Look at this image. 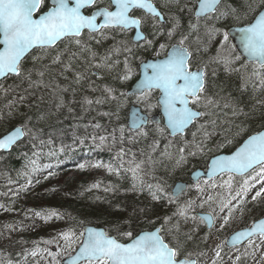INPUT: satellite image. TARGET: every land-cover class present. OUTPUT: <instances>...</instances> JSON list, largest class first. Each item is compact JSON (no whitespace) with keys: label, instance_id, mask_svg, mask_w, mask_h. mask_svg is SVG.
Wrapping results in <instances>:
<instances>
[{"label":"snow or ice","instance_id":"6c2138e0","mask_svg":"<svg viewBox=\"0 0 264 264\" xmlns=\"http://www.w3.org/2000/svg\"><path fill=\"white\" fill-rule=\"evenodd\" d=\"M173 9L181 15H176ZM182 16L188 18L187 31L181 25ZM194 34L195 48L190 41ZM118 36L124 38L117 39ZM109 39L114 43L103 54L98 52L97 48ZM213 47L215 52L210 54ZM214 65L222 66L225 72L237 73L243 89L251 86L253 91L264 92V0H246L242 9L225 0H0V97L13 96L5 105L9 109L7 115L18 113V106L33 107L28 101L44 90H50L57 110L67 107L70 113L73 111L70 105L74 103H80L86 112L95 106L114 103V112L99 114L120 120L121 110L128 107L127 122L120 125L119 137L115 129L105 136L89 137L95 148L106 144L119 146L113 160L81 163L78 168H103L118 178L130 174L132 184L128 191H147L152 202L175 205L170 215L155 218L150 207L133 208L123 221L128 230H121L118 225L114 229L116 235L110 234L112 229L82 223L79 229L69 228L43 241L56 244L55 252L37 245L17 253L22 259H8L6 264H28L29 258L36 264L40 259H46L47 264H198V259L192 258L193 253L187 251L194 233L183 232L182 224L191 220L196 230L200 223L212 228L219 217L213 215L216 209L194 213L195 207L203 208L214 200L211 194L180 203L185 189L195 187L199 194H204L206 189L227 191L228 199L222 198L218 205L219 213L223 214L220 229L230 223L235 212L243 216L247 196L256 185L261 186L251 201L264 198V131L248 135L230 155H208L212 149L206 142L214 133L207 131V126H214L215 121H200L209 115L201 109L216 105L207 95L209 77L217 74ZM58 77L65 83L61 84ZM109 77L120 88L110 83L97 85V80ZM85 85L86 90L99 91L101 96L83 95L80 101H75L77 89ZM68 93L73 100H65ZM39 98L43 101L42 94ZM258 103L264 105V101ZM242 111L234 110L233 115ZM44 119L45 114L37 115V120ZM32 120V116H27L23 123L4 134L0 149L18 146L24 138L39 139L42 130L34 132L29 127ZM94 128L101 125L96 123ZM191 128H196V132H192L193 139L189 141L185 134ZM198 133L202 137L199 141ZM150 134L152 143L148 152L140 151L141 159H137L131 148L124 147L146 140ZM242 134H246V129L240 127L236 136ZM162 140L167 143L160 155L174 158V168L183 167L189 158H206L205 169L194 173L195 185L177 184L169 192L162 180L148 182L150 170L146 166L154 163L151 154L160 148ZM85 142L78 140L80 145ZM32 147L36 148V144ZM170 148L175 152L169 151ZM59 151L65 152V147ZM39 155L33 153L36 159L30 160L31 168L24 173L27 183L19 191H26L32 184L33 174L53 167L38 165ZM48 155L57 156V153L50 151ZM53 175L49 171L44 179ZM201 178H204L203 186L199 183ZM101 186L102 181H98L90 188ZM119 187L105 185L104 190L118 191ZM34 215L46 222L63 218L54 209L35 211ZM138 223L148 227L133 226ZM5 227L15 230V225ZM240 242L253 249V256L264 247V218L216 245L215 257L222 258L225 247L229 244L235 247ZM202 255L199 253L197 257ZM217 259L212 264H217ZM240 261L241 256L237 255L236 264Z\"/></svg>","mask_w":264,"mask_h":264},{"label":"trees","instance_id":"16d2710c","mask_svg":"<svg viewBox=\"0 0 264 264\" xmlns=\"http://www.w3.org/2000/svg\"><path fill=\"white\" fill-rule=\"evenodd\" d=\"M225 2L242 9L246 0H225ZM177 13L181 15L179 12ZM184 18L188 23L187 16ZM181 25L184 29V24L181 23ZM184 31L186 30L184 29ZM123 38L117 37V39ZM110 42L114 43V41ZM107 43H109L108 40L98 47L97 51L103 54L105 49L110 47ZM192 47L195 48L196 45ZM214 52L215 48L213 47L210 54H214ZM136 63L138 64L139 61ZM213 67H216L217 74L214 77H209L207 95L216 101V105L210 106L208 109H201L208 111L209 115L200 121V123L215 121L214 126L212 124L207 126V131L214 133L206 142L207 147L212 149V152L208 154L209 156L232 152L248 135L264 128V105L258 103V101H264V92L253 91L251 86L248 89H243L240 76L237 73L225 72L222 66L214 65ZM58 79L61 84L65 83L62 78L58 77ZM96 83L97 85L110 83L113 87L120 88L119 83L112 81L110 77L105 80H97ZM41 94L43 101L39 98ZM83 95L99 97L101 93L86 90L85 85L77 89L75 101H80ZM11 99H13L12 95H9L7 99L0 97V136L14 126L23 123L27 116L33 117L29 127L33 128L34 132L37 130H42V132L37 140L32 141L24 138L22 143L14 146L9 152H0V205L4 206L0 208V261H4L6 264L8 259L20 260L22 257L18 256L17 253L24 249L31 250L37 245L40 248H49V245L43 241L52 239L58 233L69 228L79 229L82 223L112 229L110 234L116 235L114 229L118 225L121 230H128L123 221L128 218L133 208L150 207L152 218L170 215L175 211V205H169L166 201L152 202L147 191L144 193L128 191L127 189L132 184L130 174H125V178H118L115 175H110L103 168L85 167L83 170L78 168L81 163L89 164L113 160L119 146L106 144L101 148H95L89 137L92 135L105 136L113 132L114 129L116 130L115 134L119 137L118 130L121 124L126 123L125 117L128 107L121 110L120 120H117L115 116L108 117L99 114L114 112L116 107L114 103L95 106L87 112L84 111L80 103H74L70 105L73 108L70 113L67 107L57 110L54 107L55 101L50 95V90H44L28 101V104L34 105L33 107L18 106V113L9 117L7 115L9 109L5 105ZM65 100H73L72 94H65ZM240 109L243 111L239 115H233L234 110L239 112ZM39 113L45 114L44 120H37ZM96 123H99L101 128H94ZM240 127L246 129V134L236 136ZM192 132H196V128H191L185 134V138L189 141L193 139ZM79 139H85V144L80 145ZM152 139L150 134L146 140L142 139L135 145L125 144L124 147L131 148L132 152L137 153V159H141L140 151L148 152V145L152 143ZM196 139L198 141L202 139L199 133ZM41 140L44 141L42 145ZM228 141H232V143H228ZM33 143L36 144V148L32 147ZM166 143L165 140L161 141L160 148L151 154L154 163L146 167L150 170L148 182L155 183L157 180H162L167 186V191L171 192L175 182L178 180L187 181L191 171L206 167V158L199 156L189 158L186 165L181 168H174V158L168 159L160 155ZM62 146L65 147V152L60 153L59 149ZM50 151L57 153V156L50 157L48 155ZM169 151L174 153L175 149L170 148ZM34 152L40 154L37 160L38 165L51 164L53 167L51 169L42 168L40 172L33 174L32 184L28 186L26 191H19L21 186L27 183L24 173L31 168L30 160L36 159L33 156ZM49 171H53L55 175L44 179L45 176H48ZM153 177L156 179L154 180ZM37 180L40 182L36 183ZM98 181H102V186L98 189H91L90 186ZM202 182L204 180L199 183ZM105 185H119L120 187L118 191L106 192L104 190ZM201 186L203 185L201 184ZM14 193L17 194L14 195ZM207 194H211L214 200L206 203L203 208L195 207V214L198 211L208 212L216 205L218 210V205L227 191L224 189H206L204 194H199L195 187H191L190 190L188 189L185 194L180 196V203ZM252 195L254 194L250 192L247 196L248 203L243 216L239 211L235 212L233 219L224 229L219 228L221 216L218 213L215 215L219 218L211 229L200 223L198 230H196V224L191 220L187 224H182L183 232L194 233L192 241L187 245V251L197 257V254L209 248L212 239L225 240L234 230L247 227L253 221L264 216V198L253 202L251 201ZM197 203L199 204L200 201L198 200ZM42 209L57 210L63 218L46 222L34 215L35 211ZM197 223L199 222L197 221ZM6 225H15V230L5 227ZM133 226L137 228L148 227L145 223H138ZM245 252H248L249 255L245 256ZM252 252L250 248L245 247V244L233 249L225 247L221 254L222 258L217 259V264L229 261L233 257H235L234 264H236L237 255L241 256L239 264H250L257 259L256 252L254 256L251 254ZM197 258L200 263L203 262L202 256ZM34 263L35 261L29 258L28 264Z\"/></svg>","mask_w":264,"mask_h":264},{"label":"rangeland","instance_id":"374dc122","mask_svg":"<svg viewBox=\"0 0 264 264\" xmlns=\"http://www.w3.org/2000/svg\"><path fill=\"white\" fill-rule=\"evenodd\" d=\"M109 43H111V44H109ZM109 43H107L109 46H111L113 44L110 41H109ZM260 186L261 185H256V188H254L252 190L251 194L252 193L255 194V191H257ZM223 198H224V200H227L228 199V193L225 195V197L223 196ZM212 209H216V212H214L213 215H215V213H218L221 216V218H222L223 214L219 213V209L217 210V205L214 206ZM221 218H219V221H221ZM56 236H54V237H56ZM220 243H222V240H220V239H212L209 248L206 251L201 252V253H204V255H202V260H203L202 264H212V260L216 259V257H215L216 245H218ZM257 243H259L258 239H257ZM60 245L61 246L63 245V241L62 240L60 241ZM49 248H51V250L53 252H55L57 250V245L56 244H51V245H49ZM250 250L253 251V249H251V248H250ZM255 252L257 254V259L254 262L250 263V264H264V247H262L260 250H257ZM208 254H210L209 257H208ZM234 258L235 257H233L230 261L221 262L219 264H234ZM34 264H36V262ZM38 264H47V260L46 259H40Z\"/></svg>","mask_w":264,"mask_h":264},{"label":"water","instance_id":"95a60500","mask_svg":"<svg viewBox=\"0 0 264 264\" xmlns=\"http://www.w3.org/2000/svg\"><path fill=\"white\" fill-rule=\"evenodd\" d=\"M128 112H129V110H128ZM128 115V114H127ZM156 118L157 119H159V115L157 114L156 115ZM12 130V129H11ZM261 131H264V129H262ZM256 134V133H255ZM4 135V134H3ZM3 135L2 136H0V138H2L3 137ZM11 149H9V150H3V149H0V152H9ZM235 151V150H234ZM231 153H229V154H218V155H230ZM197 171H202L201 169H198V170H195L192 174H191V176H190V179H191V181L192 182H196L197 180H196V178H195V176H194V173L195 172H197ZM181 183H183V184H185V185H188V183L187 182H182V181H178V182H176L175 184H174V186H173V188L177 185V184H181ZM173 188H172V191H173ZM187 189V188H186ZM185 189V190H186ZM199 214H202V213H199ZM264 218V217H263ZM90 227H95V226H90ZM97 228H99V227H97ZM103 229V228H102ZM230 238V237H229ZM229 240V239H228ZM243 242H240V243H238L237 245H240V244H242ZM236 245V246H237ZM228 246H231V244H229Z\"/></svg>","mask_w":264,"mask_h":264},{"label":"flooded vegetation","instance_id":"af4514ba","mask_svg":"<svg viewBox=\"0 0 264 264\" xmlns=\"http://www.w3.org/2000/svg\"><path fill=\"white\" fill-rule=\"evenodd\" d=\"M173 11L175 12V9H173ZM175 14L178 15L177 12H175ZM184 17H185V16H184ZM184 17H182V19H181V23L184 24V29L187 31V21H186V19H185ZM109 41H113V40L109 39ZM190 41H191L192 46H193V45H196V43H194V41H196V36H195V34H194L192 37H190Z\"/></svg>","mask_w":264,"mask_h":264}]
</instances>
